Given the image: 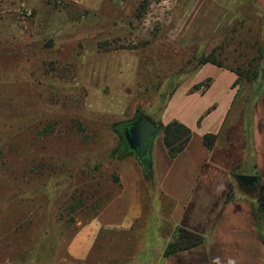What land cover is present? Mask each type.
<instances>
[{
  "label": "rangeland",
  "instance_id": "rangeland-1",
  "mask_svg": "<svg viewBox=\"0 0 264 264\" xmlns=\"http://www.w3.org/2000/svg\"><path fill=\"white\" fill-rule=\"evenodd\" d=\"M188 1L99 0L94 6L92 0H0V264L65 258L77 230L122 191L116 179L125 160L112 157L119 141L113 124L139 112L158 119L189 78L196 63L190 61L223 43L219 58L245 76L229 131L214 146L237 147L245 140L246 148L244 154L229 151L233 163L225 187L216 182L193 198L186 213L207 234L219 227L241 230L249 241L254 230L264 245L259 190L237 179L253 171L255 161L253 124L264 96V61L249 65L258 55L246 42L260 15L249 0H235L227 19L211 4L217 22L210 28L205 1L199 28L184 30L178 21ZM247 20L250 32L243 27ZM239 153L245 157L238 161ZM143 196L148 214L157 212L156 198L163 199L166 215L173 208L146 181ZM176 228L166 224V247Z\"/></svg>",
  "mask_w": 264,
  "mask_h": 264
},
{
  "label": "crops",
  "instance_id": "crops-1",
  "mask_svg": "<svg viewBox=\"0 0 264 264\" xmlns=\"http://www.w3.org/2000/svg\"><path fill=\"white\" fill-rule=\"evenodd\" d=\"M205 1L209 6L205 13L209 17L213 16L207 24L214 28L217 17H214L212 5L219 6L216 12L225 16L235 0H210L211 3L208 0H189L178 21L182 29L199 28L197 18ZM92 2L95 6L99 0ZM249 2L255 6L260 18L254 22L257 28L253 29L252 35H248L252 39L251 43L249 40L246 42V46L256 47L254 55H259V47H262L264 54V0ZM250 25L247 20L243 27L250 32ZM239 28L242 29V24H239ZM188 79L174 90L156 119L165 125L177 120L189 126L193 135L187 148L173 159L169 156L162 133L156 135L150 143L158 189L166 199L173 202L170 213L166 215L164 212L163 199L160 201L156 198L152 201L158 203L157 212L148 214L143 196V169L136 156H130L124 159L120 171L123 185L121 193L77 230L68 243L67 256L57 264H264V245L254 230L248 235L249 241H246L245 233L241 230L224 231L219 227V230H212L213 234H207L205 226L199 224L192 214L186 213L193 198L204 196L202 194L213 189L216 182L219 187H225L230 179L228 166L233 163L229 151L234 153L239 149L244 154L246 148L245 140L237 145L238 148L234 145L222 148L215 145L209 148L205 143V135L221 136L226 130L229 131V118L240 87L237 84V72L227 65L220 67L208 63L189 75ZM184 83L186 88H180ZM255 110L253 171L239 174L258 177L256 184L245 186L250 188H258L263 182L264 96ZM243 154L239 153L238 161L245 157ZM168 223L203 233L209 239L200 246L166 256L165 227ZM130 261L132 263H128Z\"/></svg>",
  "mask_w": 264,
  "mask_h": 264
},
{
  "label": "trees",
  "instance_id": "trees-1",
  "mask_svg": "<svg viewBox=\"0 0 264 264\" xmlns=\"http://www.w3.org/2000/svg\"><path fill=\"white\" fill-rule=\"evenodd\" d=\"M232 12L235 13L233 7H231L228 13L225 15L226 17L225 19H227L228 15ZM236 31H238L237 28L234 29V32ZM224 46L225 44L223 43L222 45L216 46L210 53H202L199 57H194L190 62H194V63L196 62V63L194 67L190 70L189 75L195 73L197 70L200 69V67L208 63H212L220 67H226L224 60L219 58L222 55V50L224 49ZM262 50H263L262 47H259L258 57L252 59L249 62V65L251 67L255 66V63L263 60L264 54ZM233 70L237 72V74L239 75V79L237 81V84H239L241 78L245 76V72L243 71L242 68H233ZM261 73L264 74L263 71ZM257 74H258L257 71H254L251 77L256 78ZM162 110L160 111V113L162 112ZM142 114L144 113L139 112L138 115L132 120H123L113 124V130L118 135L119 141L116 148L114 149L112 157L126 159L130 156H136L139 165L143 169L144 181L151 183L154 186H157L150 147L148 154L139 156L136 153V151L130 146L127 138V135L129 133L132 124L136 122ZM147 116H149L151 120H153V122L158 125L159 127L158 134L161 133L163 134L164 144L168 149L169 156L173 159L179 156V154H181L187 148L189 142L191 141L193 135L191 128L186 124H184L183 122L177 120L165 125L161 121H157L156 119H154V117H152L151 115H147ZM217 137H218L217 135H205V143L208 145L209 148H212L214 146V141L217 139ZM116 180L120 181L119 178H117ZM258 190H259V195H258L257 212L260 213V215H263L264 214V183H261L258 186ZM160 194L162 196V193ZM206 242H207V236L205 234L190 230L183 226H178L174 231L172 240L168 243L166 247L165 255L166 256L174 255L182 251L189 250L194 247L205 244Z\"/></svg>",
  "mask_w": 264,
  "mask_h": 264
},
{
  "label": "water",
  "instance_id": "water-1",
  "mask_svg": "<svg viewBox=\"0 0 264 264\" xmlns=\"http://www.w3.org/2000/svg\"><path fill=\"white\" fill-rule=\"evenodd\" d=\"M159 127L145 114H142L136 122H134L127 135L130 146L139 156L146 155L152 139L158 134ZM244 186H253L259 179L257 176L239 175L237 177Z\"/></svg>",
  "mask_w": 264,
  "mask_h": 264
}]
</instances>
